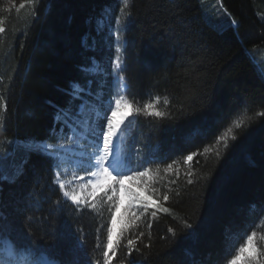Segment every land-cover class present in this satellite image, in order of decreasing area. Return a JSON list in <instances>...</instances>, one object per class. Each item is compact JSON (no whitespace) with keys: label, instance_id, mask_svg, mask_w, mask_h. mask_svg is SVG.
Segmentation results:
<instances>
[{"label":"trees","instance_id":"1","mask_svg":"<svg viewBox=\"0 0 264 264\" xmlns=\"http://www.w3.org/2000/svg\"><path fill=\"white\" fill-rule=\"evenodd\" d=\"M222 4L231 24L219 29L201 0H130L128 8L123 0H51L50 8L0 0V156L4 174L23 169L0 184L5 238L80 264H230L255 232L264 264V0ZM121 56L137 117L122 155L143 164L155 151L166 162L132 178L141 199L152 193L151 207L128 218L108 249L116 204L103 195L78 210L63 197L53 129L72 82L91 78L105 100L118 95ZM229 128L225 148L219 138ZM31 142L51 143L52 157L33 154ZM68 233L72 244L83 240L78 254Z\"/></svg>","mask_w":264,"mask_h":264},{"label":"snow or ice","instance_id":"2","mask_svg":"<svg viewBox=\"0 0 264 264\" xmlns=\"http://www.w3.org/2000/svg\"><path fill=\"white\" fill-rule=\"evenodd\" d=\"M130 0H123V8H128ZM48 6L51 7V0H48ZM23 7V5H21ZM123 11V9H122ZM4 28L0 27V33L4 32ZM117 40H119V33L117 34ZM85 47H87V42H83ZM117 52L121 51V47L117 46ZM115 68L120 69L121 63L119 58L115 61ZM84 71V69H81ZM124 77L115 73V83L119 87H125L123 83ZM94 80L87 79L84 85H81L79 82H72L70 85V90L68 95L71 97L69 105L63 108H57L56 110V124L57 127L53 129V132L56 134L62 133L65 139H69V134L72 135H83L85 140L90 139L92 141L91 147L94 151L88 152L86 149L81 153V157L77 163V167L89 177V179L84 180L85 184L96 185L100 182L102 178L111 177L115 181L114 187L122 186L123 181L129 178L141 179L148 174L147 165L152 163H163L166 160L159 157L157 152H149L143 164L135 162L133 157L121 156L119 152V137L118 132H121L120 125L116 123L115 117L117 112L121 108L122 101L128 107H132V104L128 103L123 95L117 96L113 99L111 96L105 100L102 92L99 90L98 85L97 90H93ZM106 105V107H105ZM145 107L148 109L152 108V104L149 103ZM154 115L159 116L160 113L156 112ZM236 128L240 127V123H236ZM232 132V129L229 128L227 133L221 136L219 139L224 140V147L227 148V136ZM232 140L236 139V136H231ZM64 145H61L63 148ZM53 145L51 143L44 142H31V152L33 154L44 155L48 158L52 157L51 149ZM206 152L208 148L204 149ZM11 153H9V156ZM193 155H188L187 160L191 161ZM217 156L219 153L217 152ZM6 159L4 156H0V184L3 182L14 183L15 179L23 174V169L19 170L15 177H10L7 174H4L2 167L3 161ZM28 161L25 160L26 164ZM171 165H169L170 167ZM126 168V171H121L120 169ZM59 175V173L57 174ZM189 184L192 183L191 180L188 181ZM59 188L64 189V184L60 183ZM2 190V189H0ZM112 189H109V192ZM134 197V203L130 206L132 209L133 217L136 216V213L139 212L141 215L146 212L151 204L148 202L149 198L152 196V193L149 192L147 198L141 199L140 196L135 193L131 194ZM63 196L66 199H70L78 210H81L83 206L81 205L80 199L71 194L68 191L63 192ZM94 197V194H93ZM164 200L168 199L167 195H164ZM92 208H95V204L91 205ZM118 207V206H117ZM168 211V209H164ZM156 213L153 212L152 216H155ZM5 218V214L0 211V219ZM113 225L115 220H112ZM150 226V225H149ZM191 228V225H188ZM142 235V233H140ZM6 230L3 224H0V264H22L19 259L21 254H24L27 259L24 261V264H80L79 260L71 259L68 261H61L57 256L51 251L43 248L36 247L31 244L21 243V237L13 238L11 233L7 234L5 238ZM191 236L195 237V233H190ZM255 235V232L252 235L247 237V243L250 245L252 243V237ZM112 228L108 230V244L107 248H112ZM72 245L69 249L71 253L78 254L80 250L83 249V240L80 237L76 238L74 244L71 241V233H68L65 236ZM129 244H132L133 241L130 239ZM240 253L242 254L245 249L244 247L239 248ZM264 255V253H261ZM107 256V252H105ZM247 264H260V260L256 256H251L247 260Z\"/></svg>","mask_w":264,"mask_h":264},{"label":"rangeland","instance_id":"3","mask_svg":"<svg viewBox=\"0 0 264 264\" xmlns=\"http://www.w3.org/2000/svg\"><path fill=\"white\" fill-rule=\"evenodd\" d=\"M204 14L208 22L213 26L223 29L226 26L231 24V17L224 9L222 0H201ZM121 68L118 70L115 68V73L119 72L120 75L124 77L123 83L127 84L126 77L122 74V70L125 65L124 57H119ZM259 62L260 71L264 78V55L261 56ZM114 73V78H115ZM118 95L112 97L115 99L119 95H123L125 100L129 103L126 93H122V88L119 87ZM126 92V91H125ZM107 100V99H106ZM106 107V105H105ZM132 110L130 107L126 106L122 101L121 108L117 112L115 121L118 124L119 118L123 120L122 128L126 129L128 123L130 122V117L132 115ZM121 128V131L123 129ZM121 132H118V137H122L119 143L125 142L127 135L125 132L121 135ZM70 138L65 139L62 133L57 134V145H56V154L59 159V166L55 172V182L59 185L60 183L64 184V189H60L63 195L64 191H68L73 195H76L81 202V205L84 206L89 202H94L103 195H108L104 197V200H113L112 202L116 204V210L114 214L115 224L111 223L112 228V237L111 242L117 236V232L124 222L132 216L131 205L134 203V197L131 195L134 193L132 190L140 188L135 182L132 181V178L125 179L122 186L114 187L115 181L111 177L102 178L100 182L96 185L85 184L84 180L89 179L84 172H82L78 167L77 163L81 157V153L86 149L88 152L94 151L90 146L92 141L90 139L85 140L83 135H72L69 134ZM118 145V148L120 146ZM61 145H64L61 148ZM120 152V151H119ZM121 154V153H120ZM121 171H126V168L120 169ZM59 173V175H57ZM109 189L112 191L109 192ZM94 194V197H93ZM64 197V196H63ZM109 197V198H108ZM65 198V197H64ZM66 199V198H65ZM69 202L73 203L70 199H66ZM118 206V207H117ZM245 251L241 254L239 253L235 259L231 261L230 264H247V260L251 256L257 257V249L255 246V237H252V243L249 245L246 243L244 246ZM21 257H26L21 255ZM27 258V257H26ZM26 261V260H25ZM24 263V262H23Z\"/></svg>","mask_w":264,"mask_h":264},{"label":"bare ground","instance_id":"4","mask_svg":"<svg viewBox=\"0 0 264 264\" xmlns=\"http://www.w3.org/2000/svg\"><path fill=\"white\" fill-rule=\"evenodd\" d=\"M124 85H125V87L122 88V93H126L125 91L127 89V85L126 84H124ZM117 122L120 125V129H121L123 126V120L121 118H119V120Z\"/></svg>","mask_w":264,"mask_h":264},{"label":"water","instance_id":"5","mask_svg":"<svg viewBox=\"0 0 264 264\" xmlns=\"http://www.w3.org/2000/svg\"><path fill=\"white\" fill-rule=\"evenodd\" d=\"M136 119H137L136 115H133V114H132L131 117H130V120H131V121H135Z\"/></svg>","mask_w":264,"mask_h":264}]
</instances>
